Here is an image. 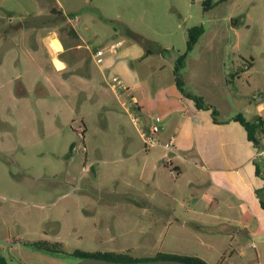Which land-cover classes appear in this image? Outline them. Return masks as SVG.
I'll use <instances>...</instances> for the list:
<instances>
[{
    "label": "rangeland",
    "instance_id": "obj_1",
    "mask_svg": "<svg viewBox=\"0 0 264 264\" xmlns=\"http://www.w3.org/2000/svg\"><path fill=\"white\" fill-rule=\"evenodd\" d=\"M194 1L189 18L174 16L182 0H0V146L8 153L0 165L6 179L0 186H8L0 190V264H77L74 250L140 259L170 252L164 217L127 200L129 185L141 182L126 157L163 151L145 146L143 119L134 124L125 98L102 82L103 63L92 53L103 50L105 60L116 35L127 40L129 30L170 40L167 19L176 25L186 16V26L205 29L182 71L189 90L206 92L204 101L215 108L255 109L252 98L264 93V0H209L208 7ZM55 2L64 16L52 9ZM182 36L176 29V47L164 52L167 84L170 66L186 50ZM49 38L65 51L56 62L45 48ZM149 48L154 82L161 57L155 44ZM237 70L229 93L225 79ZM28 241L61 243L66 253L50 254Z\"/></svg>",
    "mask_w": 264,
    "mask_h": 264
},
{
    "label": "crops",
    "instance_id": "obj_2",
    "mask_svg": "<svg viewBox=\"0 0 264 264\" xmlns=\"http://www.w3.org/2000/svg\"><path fill=\"white\" fill-rule=\"evenodd\" d=\"M199 2L203 5V0ZM193 6H196L194 0H182L174 16L192 18ZM60 8L55 2L52 9L64 16ZM186 16L176 25L167 19L171 23L166 22L163 29L170 40L161 43L148 34L132 31L158 47L156 52L161 61L153 67V74L158 76L154 82L146 65L154 54L150 50L145 56L144 47L129 34L127 40L116 35L118 40L110 47L119 42L120 46L114 53H107L100 67L102 82L109 85L110 78L118 77L128 88L121 93L112 91L118 100L125 98L122 105L129 115L135 111L138 119H143V129L152 115L164 119L165 130L158 135L156 146L162 149L161 155L133 153L126 157L127 165L139 172L141 182L140 186L129 185L127 200L140 206L144 214L164 217L162 233L164 238L168 237L170 252L167 253L197 256L208 264H264V210L261 205L264 202V160L256 157L257 151L264 148V126L255 134L258 142L255 145L244 127L233 120L243 114L247 121L254 122L258 117L264 121V93L257 99L252 98L249 107L255 106V109L243 112L238 105L223 109L215 105L218 115L214 122L210 111L198 110L191 100L181 95L175 85V64L170 66L172 79L167 84L161 76L166 67L164 52L176 47V29L182 30L181 40L186 47L190 28L186 26ZM231 32L236 34V29L232 28ZM48 40L55 46L54 57L58 59L57 54L61 57L65 51L58 50L54 38ZM82 47L78 44L76 49ZM45 48L51 52L49 44ZM53 60L56 62L55 58ZM143 65L146 68L142 69ZM228 75L225 82L230 93L229 83L236 79L238 70ZM183 81L187 92L208 101L206 92H192L188 88V78ZM168 145H172L173 152L167 149ZM3 154H8L7 149L0 146V165H3ZM164 172L167 173L162 178ZM8 179L10 190H16L13 180ZM5 180V176L0 175V183L4 184ZM7 187L1 185L0 190H7ZM32 188V183L26 185L27 191L32 192ZM17 189L18 192L23 190Z\"/></svg>",
    "mask_w": 264,
    "mask_h": 264
},
{
    "label": "trees",
    "instance_id": "obj_3",
    "mask_svg": "<svg viewBox=\"0 0 264 264\" xmlns=\"http://www.w3.org/2000/svg\"><path fill=\"white\" fill-rule=\"evenodd\" d=\"M210 4L209 0H206L203 2L204 7H208ZM205 9V8H204ZM61 14V13H60ZM205 33V29L203 25L194 26L187 31V44H186V50L184 53L180 54L175 62L174 67V76H175V85L181 95L191 100L194 103V106L198 110H204V111H210L211 116L214 120V122H217V115L218 111L211 105L207 104L203 98L193 95L185 90V84L182 78V71L185 68L186 58L189 52H191L194 47L196 46L199 38ZM76 35V33H73ZM128 34L130 38H132L135 42L142 45L145 49V56L150 54V41L147 40L145 37L136 34L132 31H128ZM77 37V36H76ZM251 66V63H250ZM264 91V90H263ZM234 121L239 122L244 129L246 130L248 134V138L250 141H252L255 145H258V142L255 139V134L263 129L264 121L260 117L256 119L254 122L247 121L243 115L239 114L233 118ZM73 145L70 146V150H72ZM262 208L264 210V202L261 203ZM26 246L36 248L38 250H42L45 252H48L50 254H63L66 253L61 248V243H54L49 241H34V242H25ZM72 256L75 258L82 260L87 258H99V259H105L108 261H114V262H137V261H145V260H176V261H182L185 263L190 264H208L203 259L197 257V256H183L178 254H171V253H157L153 258H135L130 253L125 252H88V251H82V250H74L71 253Z\"/></svg>",
    "mask_w": 264,
    "mask_h": 264
},
{
    "label": "built area",
    "instance_id": "obj_4",
    "mask_svg": "<svg viewBox=\"0 0 264 264\" xmlns=\"http://www.w3.org/2000/svg\"><path fill=\"white\" fill-rule=\"evenodd\" d=\"M78 19L75 18L74 22H77ZM70 23H73V20L69 19ZM117 46H120V42L116 45H111V47L107 50L106 53H114ZM94 60L97 61V63H103L105 52L101 49H96L95 52L92 53ZM244 69H247V67H244ZM109 82L112 85V89L116 93L125 92L128 90V88L123 84V82L118 77H112ZM136 109V108H135ZM131 119L134 122V124H137L138 117L135 115V111H132L130 113ZM150 123L147 125V127L144 129V132L142 133L143 142L146 147H155L158 145V135L165 130V124L164 119L159 115H152L150 117ZM167 149L170 152H173L172 145H168ZM256 157L258 159L264 160V148L257 151Z\"/></svg>",
    "mask_w": 264,
    "mask_h": 264
},
{
    "label": "water",
    "instance_id": "obj_5",
    "mask_svg": "<svg viewBox=\"0 0 264 264\" xmlns=\"http://www.w3.org/2000/svg\"><path fill=\"white\" fill-rule=\"evenodd\" d=\"M77 264H190L176 260H145L137 262H114L99 258H87L80 260Z\"/></svg>",
    "mask_w": 264,
    "mask_h": 264
},
{
    "label": "bare ground",
    "instance_id": "obj_6",
    "mask_svg": "<svg viewBox=\"0 0 264 264\" xmlns=\"http://www.w3.org/2000/svg\"><path fill=\"white\" fill-rule=\"evenodd\" d=\"M48 43H49V48H50V50H51V52L53 53V54H55L56 53V50H55V46L50 42V40H48ZM46 46V45H45ZM50 56H52V55H50ZM55 57L53 56V59H54ZM55 65H56V63H55ZM59 69V68H58ZM61 69V68H60Z\"/></svg>",
    "mask_w": 264,
    "mask_h": 264
}]
</instances>
